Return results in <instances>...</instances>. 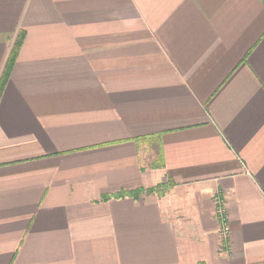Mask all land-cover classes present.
Masks as SVG:
<instances>
[{"label": "crops", "instance_id": "crops-1", "mask_svg": "<svg viewBox=\"0 0 264 264\" xmlns=\"http://www.w3.org/2000/svg\"><path fill=\"white\" fill-rule=\"evenodd\" d=\"M19 33L0 264H264V0H0V76Z\"/></svg>", "mask_w": 264, "mask_h": 264}, {"label": "trees", "instance_id": "trees-1", "mask_svg": "<svg viewBox=\"0 0 264 264\" xmlns=\"http://www.w3.org/2000/svg\"><path fill=\"white\" fill-rule=\"evenodd\" d=\"M22 40H23V34L19 33L17 35V37L15 38V41H14L12 48H11V51L8 55L5 67L3 69V72L1 73V76H0V99H1L4 87L7 83L12 64L16 58V55L18 53V50H19V47L21 45Z\"/></svg>", "mask_w": 264, "mask_h": 264}, {"label": "built area", "instance_id": "built-area-1", "mask_svg": "<svg viewBox=\"0 0 264 264\" xmlns=\"http://www.w3.org/2000/svg\"><path fill=\"white\" fill-rule=\"evenodd\" d=\"M216 202H217V213L219 216V220L221 221V227L223 231V235L227 238L228 237V232H229V227L227 223V219L225 216V204H224V199H222L220 196L216 197Z\"/></svg>", "mask_w": 264, "mask_h": 264}, {"label": "rangeland", "instance_id": "rangeland-1", "mask_svg": "<svg viewBox=\"0 0 264 264\" xmlns=\"http://www.w3.org/2000/svg\"><path fill=\"white\" fill-rule=\"evenodd\" d=\"M182 198H184V196L182 195Z\"/></svg>", "mask_w": 264, "mask_h": 264}]
</instances>
